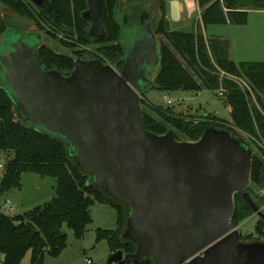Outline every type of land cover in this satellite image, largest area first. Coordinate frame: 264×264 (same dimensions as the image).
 <instances>
[{"label": "water", "instance_id": "1", "mask_svg": "<svg viewBox=\"0 0 264 264\" xmlns=\"http://www.w3.org/2000/svg\"><path fill=\"white\" fill-rule=\"evenodd\" d=\"M29 1L41 8L47 0ZM86 1L81 16L89 23L88 34L102 38L101 0ZM168 5L169 20L178 21L180 1ZM133 14L139 23L150 21L147 12ZM129 17L125 13L122 20ZM134 35L113 65L79 56L71 71L61 72L41 62L39 31L8 25L0 37V87L24 123L67 144L90 174L88 182L127 204L121 237L134 242L136 251L116 250L108 264L124 258L133 264L145 258L155 264H264V240H240L231 222L235 194L264 220L247 193L251 146L216 127L196 140H176L172 130H145L141 99L153 84L148 74L159 51L150 24Z\"/></svg>", "mask_w": 264, "mask_h": 264}, {"label": "trees", "instance_id": "2", "mask_svg": "<svg viewBox=\"0 0 264 264\" xmlns=\"http://www.w3.org/2000/svg\"><path fill=\"white\" fill-rule=\"evenodd\" d=\"M157 4L159 16L154 33L159 36V67L151 88L164 92L216 91L222 85L227 93L222 97L231 107L230 121L213 114L203 116L185 115L170 106H154L145 98L141 99L143 128L155 134L173 131L176 140H196L209 127L228 131L256 151L252 154L250 185L247 193L253 202L264 204V61L235 62L229 58V40L220 36L205 34V28L212 24L244 25L248 22L249 10H264V0H195L199 17L193 18L188 29H168L167 0H152ZM120 0H101L105 23V35L93 38L88 34L89 23L81 13L87 8L86 0H47L41 7H35L29 0H0V7H6L15 14L32 20L37 31L57 39L63 32L71 41L59 38L58 42L72 47V55L58 52L42 43L37 53L46 69L61 72L71 71L75 58L85 56L83 50H75L76 42L92 44L94 56L103 63L114 64L124 55V47L119 38L121 24L116 15ZM8 22L0 14V36L7 29ZM43 36V35H42ZM75 41V42H74ZM219 70L246 79L254 92V104L250 94L243 91L228 77H219ZM244 132L250 139L240 137ZM241 132V133H242ZM11 151L6 161L0 182V196L12 188L21 187V174L33 172L40 178L55 180V195L42 205L21 214L6 215L0 212V252L1 264H19L30 251L31 264H43L48 254L58 256L66 246L67 235L63 226L72 230L76 238H82L91 223L90 207L98 202L114 208L116 227L96 230L95 242L105 240L109 253L122 250L124 254L136 251V244L123 239L121 233L127 223V204L117 201L104 191L88 182L90 177L80 169L76 159L70 154L67 144L54 136L41 133L24 123L21 114L14 108L9 93L0 87V151ZM235 209L232 215L233 227L254 213V209L240 194H235ZM254 234L240 235L239 239L264 240V220L258 219ZM85 264H97L85 262ZM103 264H108L107 261ZM116 264H133L124 258ZM137 264H155L145 258Z\"/></svg>", "mask_w": 264, "mask_h": 264}, {"label": "rangeland", "instance_id": "3", "mask_svg": "<svg viewBox=\"0 0 264 264\" xmlns=\"http://www.w3.org/2000/svg\"><path fill=\"white\" fill-rule=\"evenodd\" d=\"M168 1L169 0H167V4ZM185 1L187 2L189 10H191L193 7V0ZM181 9V18L178 21L173 22L169 20L168 7L166 18L169 23V30L179 28L188 29L193 22V18L197 17L196 10L191 11L189 14L184 6ZM132 12H147L150 21L144 24L139 23L131 15L133 14ZM125 13L129 14L130 17L124 22L122 17ZM0 14H3L6 17L9 26L24 27L27 31H37L32 20L25 19L6 7H0ZM116 15L121 24V35L119 40L124 47H127L135 37L134 31L143 34L148 30V24H150L151 29L154 31L156 19L159 16V10L157 9V4L152 0H120L116 9ZM250 20V25L247 26L233 25L225 28V25L215 24L207 29V33L220 36L223 35L224 38L225 35L228 36L227 38L232 42L230 58L236 62L244 60L264 61V15L252 16L250 17ZM41 32L43 35L42 41L44 43L46 42L48 45L58 50V52L68 55L73 54L72 47L64 46L58 42L60 37L71 41L66 34L58 32L57 39H52L46 36L43 31ZM155 36L158 47L159 36ZM256 40L260 41V43H257ZM74 49L83 50L85 56H94V54H96L95 47L92 44L76 42ZM158 67L159 63L154 64L150 69L148 74L150 79H154ZM0 86L4 87V82L1 78ZM164 97L171 98L172 104L168 105ZM250 97L251 104H254V97ZM143 98L154 106H170L171 108L173 107L176 109L175 107L177 104L183 103L186 105L189 112L198 114L197 116L214 113L217 117H220L225 121L231 120L229 108L225 106L223 98L219 97L216 94V91L201 89L199 91L178 90L168 93L159 90L158 88L148 87L143 94ZM238 135L244 139L247 138L241 132H238ZM251 148L252 151H256V148L253 145H251ZM11 155V151H0V163L5 164ZM250 183L251 182H249V185ZM54 186L55 180L52 177H44L40 180V177L33 172H23L21 174V187L19 189L12 188L1 195L0 205L2 204V201L7 198L14 206H16L12 211V215L21 214L32 209L34 206L42 205L49 201L55 195ZM257 191L259 194H263L262 190ZM260 208L261 211L264 212V204ZM90 213L92 221L87 225L84 236L82 238H76L72 230L64 225L63 230L67 235L65 248L58 256L47 254L44 257L43 264H85V258H89L92 262L97 264H103L106 262L111 253H109L107 242L105 240L95 242L96 230L98 228L114 229L116 227V213L113 207L98 202L90 207ZM258 219L259 217L255 213L246 217L238 226H236L238 233L242 236L252 233L256 237L255 226ZM30 256L31 253L28 251L19 264H31ZM2 257L3 254L0 252V264L2 263Z\"/></svg>", "mask_w": 264, "mask_h": 264}, {"label": "built area", "instance_id": "4", "mask_svg": "<svg viewBox=\"0 0 264 264\" xmlns=\"http://www.w3.org/2000/svg\"><path fill=\"white\" fill-rule=\"evenodd\" d=\"M110 64V63H109ZM112 65V64H110ZM219 74V77L222 78V77H228L230 79H232L234 82H236L238 84V86L245 92H248L252 97H254V92L252 91V88L250 86V84L248 83V81L242 77H238V76H233V75H229L227 73H225L224 71L222 70H219L218 72ZM227 93V90L222 86L220 85L219 88L216 90V94L219 96V97H225ZM165 100H166V103L168 105H171L172 104V100L171 98L169 97H164ZM176 108V107H175ZM242 132V131H241ZM248 139H250L249 135L242 132ZM4 166L5 164H2L0 163V182H1V179L3 177V174H4ZM263 191V190H262ZM264 192V191H263ZM15 206L11 203V201L7 198H5L3 201H2V204L0 205V212L6 214V215H12V211L14 210ZM86 262H90V259H86Z\"/></svg>", "mask_w": 264, "mask_h": 264}, {"label": "crops", "instance_id": "5", "mask_svg": "<svg viewBox=\"0 0 264 264\" xmlns=\"http://www.w3.org/2000/svg\"><path fill=\"white\" fill-rule=\"evenodd\" d=\"M180 1V9L181 8H183V6H184V8L186 9V11L190 14V12L191 11H193V10H196V12H197V17H195V18H198L199 17V10H197V8H196V5H195V0H193V7H192V9L191 10H189V8H188V5H187V2L185 1V0H179ZM168 7H169V5H168ZM181 11H182V9H181ZM257 15H264V10H257V9H252V10H249V18H248V22L246 23V24H244V25H242V26H247V25H250V17H252V16H257ZM212 25H215V24H212ZM212 25H208L206 28H205V34H207V35H209V36H220V35H214V34H208L207 33V29L210 27V26H212ZM222 25H225V28H227V27H230V26H233L232 24H229V23H227V24H222ZM232 28V27H231ZM220 37H223V35L222 36H220ZM228 36H226L225 35V38H227ZM224 38V37H223ZM228 39V38H227ZM228 40H230V39H228ZM256 42L257 43H260V41H257L256 40ZM229 58H230V50L232 49V42H230L229 41ZM244 61H247V60H244ZM236 62V61H235ZM240 62V61H239ZM144 93H145V91H144ZM143 93V94H144ZM142 94V95H143ZM181 103V102H180ZM225 106L227 107V108H229V111H231V107L227 104V103H225ZM176 110H178V112H182V113H184L185 115H192V116H197L198 114H193L192 112H189L188 110H187V107H186V105H184L183 103H181V104H177L176 105ZM207 113H209V112H207ZM213 115H215L214 113H212ZM16 207V206H15ZM86 259H89V258H85V262H86Z\"/></svg>", "mask_w": 264, "mask_h": 264}]
</instances>
